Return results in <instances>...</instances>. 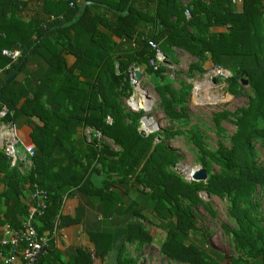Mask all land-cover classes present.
Returning <instances> with one entry per match:
<instances>
[{
    "label": "trees",
    "instance_id": "1",
    "mask_svg": "<svg viewBox=\"0 0 264 264\" xmlns=\"http://www.w3.org/2000/svg\"><path fill=\"white\" fill-rule=\"evenodd\" d=\"M85 2L91 4L83 7ZM216 27L222 31H212ZM124 39L135 41L138 47L119 55L116 49ZM149 40L170 62L175 49L188 53L197 60L190 68L200 73L205 72L203 66L208 60L219 68L228 58L250 60L251 65L239 73L247 78L253 95L248 97V106L234 116L236 131L231 146L221 144L215 153H208L196 141L201 152L220 167V173L208 176L206 182H187L170 172L169 168L179 162L178 154L163 141L155 143V134L141 136L138 127L143 111L131 113L123 105L132 94L129 70L138 68L159 80L155 90L165 115L170 119L184 117L183 108L177 112L174 105L183 103L187 95L164 82L167 66L150 65L154 51L148 47ZM40 48L51 52L45 59L47 79L64 76L56 93L62 112L48 110L42 92L26 97L25 89L13 86L15 78L5 84L29 57L39 54ZM4 49L19 50L18 62L10 64L1 56ZM64 53L75 58L70 67ZM0 61V112L7 109L2 121L16 125L24 118L36 149L31 168L23 173L12 168L0 150V199L12 208L0 215V226L20 229L27 214V206L20 200L25 185L37 184L46 194V209L34 225L39 236H50L67 190L92 186V194L110 198V185L118 182L134 187L137 182L147 190L141 194L149 197L155 212L166 210L175 219V228L167 230L160 247L164 257L177 264H222L208 261L198 247L186 245L178 237L194 230L193 206L202 204L198 193L205 191L230 199L229 214L237 229L228 232L237 249L252 259L250 264H264V227L252 212L256 193L264 190V165L258 162L252 146L254 141H264V0H190L186 8L178 0H0ZM229 79V90L235 94L240 84L234 77ZM72 119L100 132L120 150L112 152L106 146L98 148L96 141L87 142L89 151L86 164H82L73 152L76 146L71 144ZM58 150L63 172L47 177V160ZM39 174L45 177L39 178ZM99 174L104 176L103 182L95 186L99 183L92 178ZM115 176L116 182H107ZM138 217L144 221L146 216ZM67 224L60 218L61 228ZM152 240L142 225L128 237V242L138 247L150 245ZM118 264L133 263L124 258Z\"/></svg>",
    "mask_w": 264,
    "mask_h": 264
},
{
    "label": "rangeland",
    "instance_id": "2",
    "mask_svg": "<svg viewBox=\"0 0 264 264\" xmlns=\"http://www.w3.org/2000/svg\"><path fill=\"white\" fill-rule=\"evenodd\" d=\"M212 31H222V29L216 27ZM196 61L189 55L175 52L171 65L163 75L164 82H169L173 90L187 95L183 103L174 105L177 112H180L181 107L183 108L184 117L179 119H170L165 115L162 101L155 90L159 80L144 74L141 70L144 75L141 87L151 97V103L146 111L143 110L142 115L153 118L155 121L154 142L163 141L179 156L178 164L170 167L169 171L181 176L187 182H193L188 175L191 170L203 169L208 176L220 173V167L212 163L208 155L201 152L196 141L208 153H215L221 144L230 147L231 137L236 131L233 123L234 116L248 106V97L253 95L248 83L247 86H242L247 78L239 73L243 68L251 65L249 59L228 58L221 66L240 84L235 94L229 90L230 79L224 81L218 76L213 85L208 74L213 64L209 60L203 66L205 72L200 73L198 70L191 69L190 66ZM200 83L209 85L208 91L195 95L196 85ZM210 98L213 99L210 100ZM123 105L128 111L124 101ZM252 146L258 162L264 165V141H254ZM23 171H27V168H23ZM128 186L136 194L137 192L141 194L142 191L147 192L143 186L133 187L131 184ZM198 196L202 204L193 206L194 230L186 236L178 234V237L186 245L198 247L208 261L222 264H250L252 259L245 251L237 249L233 235L228 232V230L237 229L235 220L229 214L230 199L227 196H213L205 191L199 192ZM145 200L149 205L147 207L145 204L146 217L143 227L152 235L153 240L150 245L132 248L133 251L129 248L130 260L133 264H177L160 253V247L166 240L167 230L175 228V219L166 210L155 212L148 196ZM139 204L143 209L142 203L139 202ZM252 212L260 225L264 227V190L256 193Z\"/></svg>",
    "mask_w": 264,
    "mask_h": 264
},
{
    "label": "crops",
    "instance_id": "3",
    "mask_svg": "<svg viewBox=\"0 0 264 264\" xmlns=\"http://www.w3.org/2000/svg\"><path fill=\"white\" fill-rule=\"evenodd\" d=\"M178 1L184 8L190 2V0ZM137 47L135 41L124 39L116 49V53L122 55L134 51ZM38 52L39 54L29 57L23 68L17 72L13 86L17 89H25V96L29 98L37 92H42V100L47 109L53 112H62V104L57 101L56 93L64 76L48 80L49 66L45 59L51 57V52L46 48H40ZM175 52L185 56L189 55L178 49H175ZM63 56L67 67H70L75 58L66 53ZM143 78L141 75V80ZM16 123L20 140L24 143H32L29 137L31 128L26 124V120L19 118ZM70 124L71 144L76 146L73 152L82 164H86L85 154L89 151V146H87L88 128H85L76 119H72ZM99 145L98 148L106 146L112 152L120 150L110 139L105 137L102 138ZM110 160L115 159L110 158ZM47 163V177L62 174L63 160L59 150L48 158ZM96 167L99 168V164H96ZM23 168L21 164L17 169L23 173ZM38 177L43 178L45 175L39 174ZM103 178L104 176L101 174L93 176V182L99 183L95 186L101 185ZM117 178L115 176L107 182H116ZM2 191L3 187L0 184V194ZM93 191L95 189L89 186L84 190L72 188L65 192L62 197L64 202L58 214L68 224L61 228V237L57 247L37 264H118L120 259H130L128 249L131 248L133 251L132 248L134 249L137 243L128 242V237L134 232L135 227L143 226V220L138 216H145V204L149 205L145 200V195L138 192L137 194L133 193L129 186L120 185L118 182L114 186H109L107 193L112 195L110 198H101L97 194H92ZM30 192L31 186L25 185L20 194L21 203L25 206L29 202ZM139 202L142 203L143 209ZM11 209L10 203H5L0 199V215L10 213ZM136 210L139 212L138 216L135 215Z\"/></svg>",
    "mask_w": 264,
    "mask_h": 264
},
{
    "label": "built area",
    "instance_id": "4",
    "mask_svg": "<svg viewBox=\"0 0 264 264\" xmlns=\"http://www.w3.org/2000/svg\"><path fill=\"white\" fill-rule=\"evenodd\" d=\"M185 16L189 18L190 13L188 10H185ZM148 47L154 51V58L150 60L151 66L163 65L168 67L171 65L169 59L161 52L155 42L149 40ZM1 56L7 58L10 64H14L20 59L21 53L19 50L4 49L1 51ZM137 72L141 75V71L138 68L129 70L128 81L132 94L124 100L127 110L131 113H137L139 110L146 111L151 103V97L141 87L142 80H138L135 76ZM208 74L211 80H215L219 76L226 81L231 77L228 71L219 67H213ZM136 93L138 95H135ZM141 95L144 96V99L140 100L143 101V107L136 105V100ZM6 113V108H3L0 112V150L9 159L12 168H18L22 164L24 168L29 169L32 166V159L36 155V149L32 143H24L20 140L15 124L2 121ZM111 121L110 118H107L108 124H111ZM155 125L153 118L143 115L139 121L138 132H143L146 136L154 134ZM102 138L103 136L100 132L88 129V143L96 141L97 146L100 147L99 144ZM31 187L27 214L25 219L21 220L20 229H14L10 225L0 226V264H37L51 250L56 248L60 241V214L56 216L53 222L50 236H39L34 220L42 216L46 209V194L39 189L37 184H32Z\"/></svg>",
    "mask_w": 264,
    "mask_h": 264
},
{
    "label": "water",
    "instance_id": "5",
    "mask_svg": "<svg viewBox=\"0 0 264 264\" xmlns=\"http://www.w3.org/2000/svg\"><path fill=\"white\" fill-rule=\"evenodd\" d=\"M90 4H91L90 2H85V3L83 4V7H86L87 5H90ZM123 15H127V11L124 12ZM159 27H160V24L158 25V28H159ZM23 63H24V62H22L21 65H23ZM18 71H19V69L16 70L15 72H13V73L9 76V78L6 80V83H5V84L10 83V82L15 78V76H16V74H17ZM243 75H244V74L242 73L241 76H243ZM135 76H136V78H137L138 80L141 79V75H140L138 72L135 74ZM212 82H213V84H214V83H215V80L212 79ZM247 83H248L247 81H243L242 86H247ZM140 135L143 136V137H146V135H145L143 132H141ZM189 176H190V180H191V181H193V182H197V183H198V182H206L207 179H208V175H207L206 171L203 170V169L195 170V171H193L192 173H190ZM135 186H138V183H137V182L135 183Z\"/></svg>",
    "mask_w": 264,
    "mask_h": 264
},
{
    "label": "bare ground",
    "instance_id": "6",
    "mask_svg": "<svg viewBox=\"0 0 264 264\" xmlns=\"http://www.w3.org/2000/svg\"><path fill=\"white\" fill-rule=\"evenodd\" d=\"M206 75V74H205ZM205 79V78H204ZM203 79V80H204ZM206 82V81H205ZM214 85V84H213ZM208 87H209V85H207L206 83H200V84H198V85H196V88H195V95L196 94H202L203 92H206V91H208ZM214 92V91H213ZM215 93H216V91H215ZM205 94V93H204ZM211 94V93H210ZM136 95V94H135ZM205 96V95H204ZM197 98V97H196ZM216 98V97H215ZM144 99V96L143 95H141L140 96V98L139 99H137L136 100V105H138L139 107H143L144 106V104H143V101H140V100H143ZM213 98H210V100H212ZM196 100V99H195ZM194 170H191V171H189L188 172V175L190 174V173H192ZM189 178H190V176H189Z\"/></svg>",
    "mask_w": 264,
    "mask_h": 264
}]
</instances>
